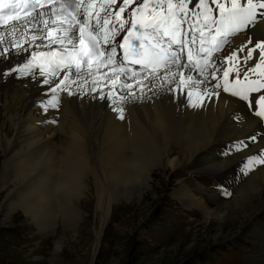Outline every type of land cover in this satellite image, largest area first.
Returning a JSON list of instances; mask_svg holds the SVG:
<instances>
[{"label": "rangeland", "instance_id": "374dc122", "mask_svg": "<svg viewBox=\"0 0 264 264\" xmlns=\"http://www.w3.org/2000/svg\"><path fill=\"white\" fill-rule=\"evenodd\" d=\"M245 33L242 31L231 39H239ZM257 41L261 39L252 38L251 45ZM73 93L59 101L68 106L64 115L65 132H90L93 163L87 169L81 165L80 150L75 144L67 150L61 149L57 157L58 173H49L60 176L56 188L45 199L34 200V207L28 210L23 191L11 194L25 172L20 169L19 158L11 161L12 178L0 187V264H247L258 246L264 251L263 243L257 242L260 235L256 230L264 224V210L255 221L254 217L248 219L257 205L254 181L246 182V178L254 173V166L247 167L248 158L254 155L234 164L242 167L241 175L229 168L223 171L225 174H219L236 186L246 182L238 194H234L233 185L215 179L217 174L206 168L194 172L191 178V172L185 167L173 171L160 165L153 168L149 188L142 194L145 184L141 172L134 179L131 175L123 179L119 160L108 161L110 150H115L117 157L125 152V146H110L109 134L113 130L110 129V133L108 126L113 121L102 118L103 132H98L100 135L94 133L90 128L94 116L87 110L80 113L78 109L92 103L80 104L77 91ZM67 100H70L68 105ZM246 109L249 110L247 106ZM181 129L186 130L185 127ZM47 131L40 143L60 144L51 139L53 129ZM169 140L176 147L183 144L180 132L172 134ZM72 145L75 148H71ZM234 145L227 142L219 155L227 158L242 153L244 149L237 151ZM4 159L0 149V179ZM132 169L137 171V168ZM188 178L198 183L201 191L190 185L186 181ZM37 183L48 189L54 188L50 186L54 183H49L45 176L39 177ZM192 187L196 190L192 191ZM183 192L188 194L192 207L187 205L188 200L177 199L176 195ZM225 192L231 195H225ZM99 197L104 199V209ZM75 198L81 201V209L76 208L77 218L70 212ZM216 212L226 213L220 217Z\"/></svg>", "mask_w": 264, "mask_h": 264}, {"label": "snow or ice", "instance_id": "6c2138e0", "mask_svg": "<svg viewBox=\"0 0 264 264\" xmlns=\"http://www.w3.org/2000/svg\"><path fill=\"white\" fill-rule=\"evenodd\" d=\"M261 22L264 0H0V45L13 38L10 47L0 48V63L28 52L20 66L0 69V78L42 77L39 82L50 85L52 93L40 102L44 110L58 108L57 93L71 96L77 84L81 93L90 91L98 94L94 98L111 101L120 119L124 102L138 98L133 89L143 93L148 83L178 81L193 107L221 89L246 102L258 118L259 130L233 146L240 151L264 139V40L248 47L250 34L239 49L217 54L224 52L231 37L251 33ZM18 33L27 38L16 39ZM38 40L37 47L47 51L23 47ZM182 69L197 76L185 75ZM210 80L216 81L213 91L201 90ZM89 83L92 87L86 91ZM254 165H264V148L248 158V169Z\"/></svg>", "mask_w": 264, "mask_h": 264}, {"label": "bare ground", "instance_id": "6f19581e", "mask_svg": "<svg viewBox=\"0 0 264 264\" xmlns=\"http://www.w3.org/2000/svg\"><path fill=\"white\" fill-rule=\"evenodd\" d=\"M260 30L264 31V22L258 24L251 33L246 30L244 36L239 39L237 38L238 40L235 39L237 36L233 38L235 40L231 39L224 52L218 53V55H227L231 50L239 49L241 46L247 44L246 42L250 34L255 40H264V33L260 34ZM26 38L27 36L22 37L20 33L16 36L18 40ZM12 39V37H7L4 44L0 45V48L10 47ZM40 43L41 41L39 40L35 44L29 41L23 47L29 51H47V49L37 47ZM252 46L251 44L248 45V47ZM246 51L247 49H245ZM240 55L243 56L244 53ZM26 56H28V52H21L19 57L10 56L8 61L0 63V69L10 65L20 66L24 62L23 58ZM254 57H258V53H254ZM255 62V60L249 61V66ZM181 71L185 75L197 76L195 71L184 69ZM240 71L243 74L245 69L242 67ZM63 75L64 73H61L54 83L61 79ZM41 79L42 77L39 76L20 77L16 74L0 78V149H2L5 155L0 187L5 186L11 180V161L19 158L21 160L19 164L20 169L25 171L23 172L24 178L20 177L22 180L19 179V185L11 194L13 195L14 192L18 194L23 191L24 199L26 198L24 205L28 210L34 207V200L45 199L56 188V180L60 176H50L49 173L54 172L56 175L58 171L56 169L58 166L57 157L61 149L67 150L71 144H75L80 150L78 152H80L81 165H84L86 169L91 166L94 159L93 154L90 152L94 150L92 137L89 135L90 132H82L84 134L77 130L65 132L64 115L67 112L68 106L59 103L58 108L44 110L41 107L40 102L50 99L52 96V93L48 91L50 85L40 83ZM215 83L216 81L210 80V82L201 86V90L211 93ZM155 84L156 86H153L151 83H148V87L144 89L143 93L138 88L133 89L137 93L138 98L134 101L129 99L124 102L122 105L124 108V119H120L119 114L112 109L111 101L94 98L98 97V94L87 91L92 87L90 83L85 86L87 94L81 93L77 84L72 85V91H77V101L80 104L92 103L78 109L80 113L87 110L94 116V120L91 121L90 125L94 133L100 135L103 132L102 118H108L113 121V124L110 123L108 126L110 133V129L114 131V133L112 131L113 135L109 134V142L111 144L109 145L114 147L117 145L125 146V152L124 155L117 157L116 151L110 150L111 154L108 161H113V158L119 160L120 165L118 166L122 168L121 178L123 177L124 179L126 175H131V179H134L141 172L143 175L142 183L143 185L145 184V187L141 190L143 194L149 188L153 168L160 165L173 171L185 167L191 172L190 177L194 175V172H198L199 169L206 168L210 173L217 174L215 179L219 178L218 180L221 182L233 185L232 182L227 181V179L225 180L219 174H225L223 171L229 168L233 173L238 172L241 175L242 167L234 164L237 161L244 160L246 157L255 156L259 149L264 148V139L258 138L255 143L249 142V147L235 156L223 158L219 155V152L223 150L227 142L236 144L256 133L259 130L258 118L246 109L245 102L243 103L236 97L224 93L221 89L215 90L219 95H207L200 106L193 107L192 103L187 99L186 90L179 88L178 81L166 83L161 80L156 81ZM103 91L107 93L109 89L104 88ZM118 91L121 95H127L126 90ZM57 95L59 96V101H63V98L68 96L65 91H60ZM69 101L65 103L68 105ZM128 125V129L124 130ZM181 127H185L186 130L183 131ZM48 129H53L51 139L56 142L60 141V144L52 145V141L51 143L47 141L40 143V140L48 132ZM179 132L183 136V144L180 147H176L169 138L172 134H178ZM153 133L155 134L153 135ZM132 167L137 168V171H134ZM15 172L17 173L18 169ZM132 173H135V175ZM43 176H45V179L49 183H54L50 184L54 188L48 189L37 183L38 178H43ZM191 178H188L186 181L190 185L198 187L197 191H201L198 183H195ZM246 179V182L249 179L254 181V200L257 205L254 208V214L248 219H253L254 217L255 221L258 218V214L263 213L264 210V165H254V173ZM24 184L25 188H22ZM245 184L237 186L234 184L232 187L235 188L234 194L240 193ZM193 189L191 190H196V188ZM176 196L181 201H184V199L188 200L187 205L192 207L188 194L183 192ZM43 201L41 200V202ZM80 202L79 198L72 200L73 206L70 208V212L75 214L73 217L76 216V208L81 209ZM99 202L101 208L103 207L104 209L105 203L102 197H99ZM46 208L48 209V206ZM44 211L45 213L47 212V210ZM225 213L216 212L220 217H223ZM256 230L260 235L258 236L257 231H254V234L259 237L257 242L263 243L261 246L264 247V238H262L264 237V224L261 228L257 227ZM259 247L256 248L254 257L250 261H247V264H264V251L260 250Z\"/></svg>", "mask_w": 264, "mask_h": 264}]
</instances>
